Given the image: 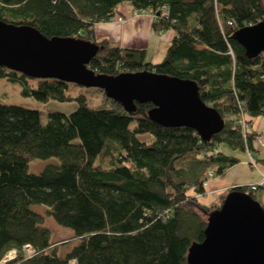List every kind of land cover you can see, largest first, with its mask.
<instances>
[{
    "label": "trees",
    "instance_id": "16d2710c",
    "mask_svg": "<svg viewBox=\"0 0 264 264\" xmlns=\"http://www.w3.org/2000/svg\"><path fill=\"white\" fill-rule=\"evenodd\" d=\"M125 4L152 12L155 33L174 32L161 62H149L143 49L95 41L94 26L110 22ZM262 20L264 0H0V21L97 45L88 65L97 75L151 72L193 81L224 121L204 141L191 128L153 122L151 103L128 113L97 89L104 102L92 106L85 95L68 94L70 83L31 84L32 78L0 67V79L19 84L25 97L78 105L69 115L48 111L43 123L39 111L0 101V262L16 251L7 264H188L189 248L203 242L211 214L229 193H248L261 205L264 188L249 186L231 188L209 205L199 197L207 195L209 172L223 177L240 162L220 148L251 150V120L264 116V53L248 58L232 39ZM242 113L245 139L234 128ZM53 157L58 166L28 171L31 161ZM33 204L74 230L78 244L66 255L57 254Z\"/></svg>",
    "mask_w": 264,
    "mask_h": 264
},
{
    "label": "water",
    "instance_id": "95a60500",
    "mask_svg": "<svg viewBox=\"0 0 264 264\" xmlns=\"http://www.w3.org/2000/svg\"><path fill=\"white\" fill-rule=\"evenodd\" d=\"M232 39L248 58L264 53V20L237 30ZM99 47L75 38H48L37 29L0 21V67L32 79H56L103 90L131 113L136 104H153L149 118L167 128L188 127L204 141L220 132L224 121L200 98L193 81L151 72L97 75L88 65ZM188 264H264V210L248 193L231 192L214 213L205 239L194 243Z\"/></svg>",
    "mask_w": 264,
    "mask_h": 264
},
{
    "label": "crops",
    "instance_id": "0c3cea01",
    "mask_svg": "<svg viewBox=\"0 0 264 264\" xmlns=\"http://www.w3.org/2000/svg\"><path fill=\"white\" fill-rule=\"evenodd\" d=\"M153 21L154 17L149 14L135 15L129 5L119 6L110 22L94 26L95 41L107 40L120 48L146 50L147 60L157 64L163 60L174 32L155 33L152 29ZM250 129L255 135L251 150L234 151L226 146L220 148L226 154L239 158L240 162L228 169L223 177L214 176L208 181L205 186L206 197H199L202 203H216L219 196L229 189L248 187L264 177V147L256 142L257 137L264 135V116L252 119ZM260 200L264 207V190Z\"/></svg>",
    "mask_w": 264,
    "mask_h": 264
},
{
    "label": "rangeland",
    "instance_id": "374dc122",
    "mask_svg": "<svg viewBox=\"0 0 264 264\" xmlns=\"http://www.w3.org/2000/svg\"><path fill=\"white\" fill-rule=\"evenodd\" d=\"M136 14H149L155 18L152 12H137L134 10ZM31 84H35L36 81L30 80ZM68 94L71 97L78 96L79 94L85 95L87 97L88 102L92 106H98L103 104L104 95L102 92L98 91L95 88H84L81 86H77L75 84H71L69 86ZM0 101L4 104L9 105H17L33 110H37L41 114V120L43 123L47 122V112L48 111H56L63 114H71L77 108V103H60L55 101H50L49 103H41L36 101L33 98L25 97L22 94V87L19 84L10 83L5 79H0ZM139 138L142 141H146L151 143L154 140V137L150 135H139ZM60 161L58 158H49V159H36L29 163L28 171L33 174L41 173L48 166H58ZM32 210L38 214L43 216V226L50 230L51 232V242L54 243V249L57 254L64 256L68 252H70L74 246L78 244V239L75 236L74 230L71 228L63 227L59 225L56 220L48 214L47 207L41 204H33ZM33 252L28 251V255H31ZM14 251H10L4 257L5 262H0V264H7L16 259L14 257ZM3 259V260H4ZM70 264H74L72 261Z\"/></svg>",
    "mask_w": 264,
    "mask_h": 264
},
{
    "label": "built area",
    "instance_id": "2783aa9c",
    "mask_svg": "<svg viewBox=\"0 0 264 264\" xmlns=\"http://www.w3.org/2000/svg\"><path fill=\"white\" fill-rule=\"evenodd\" d=\"M163 16H166V13H163ZM234 128L241 130L244 139L247 137L249 126L247 124V117L243 113L238 117L236 121V126ZM256 142L259 144V146L264 147V135L257 137ZM213 177L214 174L212 172H209L208 179L204 182V186H206L208 184V181ZM249 187L253 192H257L259 189L264 188V177H262L259 182L249 185ZM29 250L31 251V249ZM14 257H16V251H14ZM1 262H5V259Z\"/></svg>",
    "mask_w": 264,
    "mask_h": 264
}]
</instances>
